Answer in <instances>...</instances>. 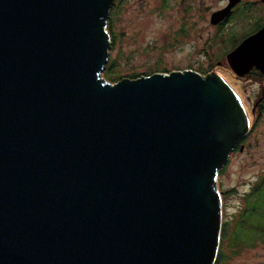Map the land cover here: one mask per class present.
<instances>
[{
	"label": "water",
	"instance_id": "1",
	"mask_svg": "<svg viewBox=\"0 0 264 264\" xmlns=\"http://www.w3.org/2000/svg\"><path fill=\"white\" fill-rule=\"evenodd\" d=\"M114 4L0 0V264L217 262L244 100L193 70L109 82ZM227 61L264 76V26Z\"/></svg>",
	"mask_w": 264,
	"mask_h": 264
},
{
	"label": "rangeland",
	"instance_id": "2",
	"mask_svg": "<svg viewBox=\"0 0 264 264\" xmlns=\"http://www.w3.org/2000/svg\"><path fill=\"white\" fill-rule=\"evenodd\" d=\"M257 1L261 3L241 1L221 27L211 17L229 0H115L109 17L114 41L109 64H115L113 73L119 77L113 83L135 73L144 77L193 70L221 75L244 100L250 131L218 177L223 226L216 264H264L263 216L243 213L247 194L264 177V76L252 72L240 77L227 61L264 25V14H256L249 3Z\"/></svg>",
	"mask_w": 264,
	"mask_h": 264
},
{
	"label": "trees",
	"instance_id": "3",
	"mask_svg": "<svg viewBox=\"0 0 264 264\" xmlns=\"http://www.w3.org/2000/svg\"><path fill=\"white\" fill-rule=\"evenodd\" d=\"M114 7H115V5L112 7V9ZM112 9H111V12H112ZM110 24H111V22L108 20V27H107V29L111 33V25ZM258 30L259 29H257V31ZM113 43H114V41H113V37H112L111 38V48L113 46ZM114 66H115V64L113 62H111L110 64L108 63V65L106 67L107 76H108L109 80H111V81H109L111 83H113L114 81H117V79L119 78L117 75H115L113 73V67ZM259 74H260V76H262L261 72H259ZM207 75H209V74H207ZM129 78H131V79H137V78H140V76L135 73V74H132ZM237 149H238V146L236 147V149L234 151H236ZM218 188H219V186H218ZM245 200H246V208H244L243 213L247 211V212L250 213L251 216H253L255 214L261 213L260 215H262L263 216L262 218L264 219V177L262 178V180L260 182H258L252 188L251 192L247 194Z\"/></svg>",
	"mask_w": 264,
	"mask_h": 264
},
{
	"label": "flooded vegetation",
	"instance_id": "4",
	"mask_svg": "<svg viewBox=\"0 0 264 264\" xmlns=\"http://www.w3.org/2000/svg\"><path fill=\"white\" fill-rule=\"evenodd\" d=\"M243 1V0H242ZM241 3V2H240ZM240 3L238 4V5H240ZM251 5H252V7H253V10L255 11V13L256 14H258V15H261V14H264V0H261V3H260V1H257L256 3L255 2H249ZM237 5V6H238ZM237 6L233 9V11H232V14L227 18V20H225V21H223L221 24H219V25H217L218 27H221V26H223L226 22H229V20H230V18L232 17V16H234V10H236L237 9ZM262 28V27H261ZM257 32V31H256ZM252 72H261L260 70H258V69H253L250 73H252ZM249 73V74H250ZM249 74L247 75V76H249ZM262 74V73H261Z\"/></svg>",
	"mask_w": 264,
	"mask_h": 264
}]
</instances>
